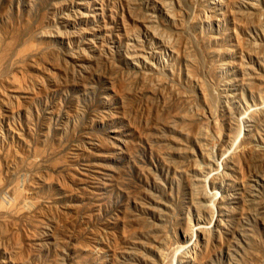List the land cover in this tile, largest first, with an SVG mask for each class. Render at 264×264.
Returning a JSON list of instances; mask_svg holds the SVG:
<instances>
[{"label": "rangeland", "instance_id": "1", "mask_svg": "<svg viewBox=\"0 0 264 264\" xmlns=\"http://www.w3.org/2000/svg\"><path fill=\"white\" fill-rule=\"evenodd\" d=\"M0 264H264V0H0Z\"/></svg>", "mask_w": 264, "mask_h": 264}]
</instances>
